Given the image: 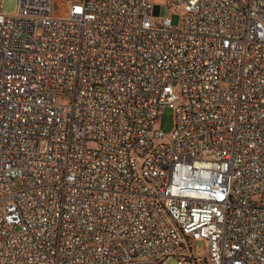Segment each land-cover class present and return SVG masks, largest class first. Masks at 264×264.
Wrapping results in <instances>:
<instances>
[{"label":"built area","instance_id":"2783aa9c","mask_svg":"<svg viewBox=\"0 0 264 264\" xmlns=\"http://www.w3.org/2000/svg\"><path fill=\"white\" fill-rule=\"evenodd\" d=\"M14 1L0 264H264V0Z\"/></svg>","mask_w":264,"mask_h":264},{"label":"rangeland","instance_id":"374dc122","mask_svg":"<svg viewBox=\"0 0 264 264\" xmlns=\"http://www.w3.org/2000/svg\"><path fill=\"white\" fill-rule=\"evenodd\" d=\"M55 1H66V0H55ZM153 5L161 6L160 18L169 17L171 20L172 27H178L181 23V14L178 12L171 11L165 7V0H149ZM16 10V2L14 0H0V11L3 14L10 15ZM174 115L173 111L168 108H164L161 113L160 122L157 125V129L163 132L165 135L169 134L173 128ZM19 187V185H17ZM189 256L193 258H205L207 254V243L205 241H193L190 244ZM153 264V263H150ZM164 264H177L176 260L169 257L164 261Z\"/></svg>","mask_w":264,"mask_h":264}]
</instances>
